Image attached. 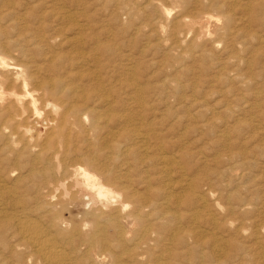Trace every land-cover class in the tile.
<instances>
[{
	"label": "bare ground",
	"instance_id": "obj_1",
	"mask_svg": "<svg viewBox=\"0 0 264 264\" xmlns=\"http://www.w3.org/2000/svg\"><path fill=\"white\" fill-rule=\"evenodd\" d=\"M51 1L0 0V264H264V0Z\"/></svg>",
	"mask_w": 264,
	"mask_h": 264
},
{
	"label": "rangeland",
	"instance_id": "obj_2",
	"mask_svg": "<svg viewBox=\"0 0 264 264\" xmlns=\"http://www.w3.org/2000/svg\"><path fill=\"white\" fill-rule=\"evenodd\" d=\"M51 1V0H50ZM53 1V0H52ZM52 1H51V3L49 4V5H52ZM86 1V5L87 6H84L85 5V2ZM90 1L91 0H80V3L82 4L81 5V9L80 10H82V12L85 14H91V12L92 13H94V11H95V14H96V16H98V17H102L101 19H103V17L105 16V13H106V15H107V12L105 11V10H103L102 9V3H100L99 1H95V0H92L91 1V3H90ZM241 2H240V5H243L244 3H245V1L246 0H240ZM94 4H95V7H94ZM99 4H102L101 6L99 5ZM48 5V6H49ZM100 7H99V6ZM92 6V7H91ZM50 7V6H49ZM68 7H70L69 5H68ZM99 7V8H98ZM90 8V9H89ZM88 9H89V11H88ZM95 9V10H94ZM102 9V10H101ZM84 10V11H83ZM87 10V11H86ZM241 10V9H240ZM91 11V12H90ZM105 13H104V12ZM242 11V10H241ZM240 11V12H241ZM88 12V13H87ZM90 12V13H89ZM240 12H236L235 13V15H236V17H239L240 19H243V20H240V24H241V21H242V23L244 24V27L245 28H247L248 30L249 29H252L253 28V30H254V33L255 32H257V33H255L257 36H260L261 37V39L263 40V44H260L262 47H264V28H257V26H256V24H254V23H247V18H245V17H247L246 15H245V13L244 12H241V13H244V15L243 14H241ZM103 14V15H102ZM101 15V16H100ZM243 15V16H242ZM243 18H242V17ZM245 22V23H244ZM250 24V25H249ZM246 25V26H245ZM252 25V26H251ZM71 25L70 24H68V26L67 27H70ZM250 27V28H249ZM255 28H256V30H255ZM261 32V33H260ZM68 36H69V34H68ZM126 40H127V38H126ZM258 44V42H254L253 44H252V48L253 47H255V45H257ZM254 45V46H253ZM259 45V46H260ZM67 48V46H63V48H60V49H58V50H56V51H60L61 53H62V51L65 53V52H67L68 50V48L67 49H65V48ZM258 47V46H257ZM52 50H53V48H52ZM64 50H66V51H64ZM83 50H86V51H84V52H87V48L86 47H84V49ZM150 51H153L152 49L151 50H148V51H146V55L148 56H146L145 54H143L144 56L142 57V56H139V54L137 53V52H134V53H132L131 54V58L132 59H130V62L128 61V62H126V63H128V65L130 64V66L132 67V65H135V66H137V67H140V68H138L137 69V67H135V66H133L132 67V69H133V71L135 70V71H137V74H138V76H139V78L142 80V78H143V80H147V79H145L144 77H146V78H148V82L151 84V85H153V84H155V85H157V86H162L163 85V83L164 82H166L164 85L167 87L168 85H171V84H169V81L168 80H170V77H172L173 75H174V73L176 72V71H179L180 69H183L182 70V72L181 71H179L180 72V75H179V78L180 79H178V84H176V85H172V86H168L166 89H167V91L169 92V90L171 89L172 91L174 90V92L175 91H177L178 90V92L179 93H181V94H185V96L188 98H191V96L195 93V94H197V96L198 97H196V95L194 94L193 96H192V98L191 99H193L194 101L195 100H197L196 101V107H200V106H202V105H204V104H207V105H209V107H211V108H215L216 107V103L214 102L217 98H219L220 97V94H218L217 92L219 91V90H222L223 88H221L222 86H223V84H216L215 82H212L210 79H207L206 77H205V75L203 74V73H201L200 72V70H198L197 68H195L196 66L194 65V66H191V65H188V63H181V64H184V65H187L188 66V68L186 67L185 68V66L183 65H176V71H174L173 72V70H169L168 72H167V70H165V71H163V69H162V67H159V66H161L159 63H155V64H151V63H147V62H149L150 60H155L156 62L157 61H159L160 60V58H159V56L161 55V53H160V51H158L157 53H155L156 51H153L152 53H150ZM147 53H149V54H147ZM137 54V55H136ZM156 57H155V56ZM134 56V57H133ZM140 57L139 58V61H138V59H137V57ZM146 56V57H145ZM150 56V57H149ZM154 56V58H151V57H153ZM142 57V58H141ZM136 58V59H135ZM145 58V59H144ZM157 58V59H156ZM140 59H144L143 61H141ZM149 59V60H148ZM159 59V60H158ZM132 61V62H131ZM138 62L137 64L135 63V62ZM146 61V62H145ZM140 62H142V63H140ZM119 63V62H118ZM125 63V62H124ZM146 64V65H145ZM143 65H145V67H143ZM180 66V67H179ZM147 67V68H146ZM152 67V68H151ZM109 68V69H108ZM110 68H112V69H110ZM136 68V69H135ZM143 68H145V69H143ZM149 68V69H148ZM151 68V69H150ZM155 68H157V69H155ZM160 68V69H159ZM92 69H94V68H92ZM106 69H108V70H106ZM123 70V68H121V66L119 65V66H117V64L115 65V67L113 68V67H108V66H104V68H103V71H102V76H109L111 73H113V71H114V74H111V76L112 75H114V76H112L113 78H115V79H119V77H121L122 76V72L123 71H120V70ZM146 69H148V70H146ZM192 69L194 70V71H192ZM76 70H78V69H76ZM118 70V71H117ZM146 71V73H145V71ZM159 70V71H158ZM107 71V73L105 74V72ZM143 71V72H142ZM153 71V72H152ZM157 71V72H156ZM162 71V74L160 73ZM188 71H190V72H188ZM198 71H199V73H198ZM116 72H118V73H116ZM121 72V73H120ZM156 72V73H155ZM159 72V73H158ZM187 72V73H186ZM194 72H196V75L194 74L193 75V73ZM116 73V74H115ZM145 73V74H144ZM149 73V74H148ZM155 73V74H154ZM167 73V74H166ZM182 73V74H181ZM190 73V74H189ZM198 73V74H197ZM121 74V75H120ZM136 74V73H135ZM161 75V76H158V75ZM188 74V78H185V77H187V76H183V75H187ZM117 75V76H116ZM140 75H142V77H140ZM143 75H145V76H143ZM151 75V76H150ZM164 75V76H163ZM168 75V76H167ZM201 75V76H200ZM119 76V77H118ZM149 76V77H148ZM157 76H158V79L160 78V81L157 79ZM183 76V77H182ZM117 77V78H116ZM163 77V78H162ZM196 77V78H195ZM201 77V78H200ZM166 78V79H165ZM167 78H168V80H167ZM182 78H183V80H182ZM196 80H195V79ZM156 79V80H155ZM186 79H187V81H188V84L186 83L187 81H186ZM191 79H192V81H191ZM194 79V80H193ZM151 80V81H150ZM165 80V81H164ZM186 82H185V81ZM198 81L199 82H201V83H198ZM209 81V82H208ZM168 82V83H167ZM182 82V83H181ZM191 82H192V84H191ZM195 82H197V83H195ZM205 82H208L207 84L205 83ZM161 83V84H160ZM215 83V84H214ZM185 84V85H184ZM194 84V85H193ZM200 84V85H199ZM204 84V86L202 87V85ZM213 84V85H212ZM163 85V86H164ZM184 86V88H182L183 86ZM191 85V86H190ZM196 85H198V86H196ZM206 85H208V86H206ZM219 85V86H218ZM178 86H180V91H179V89H178ZM189 86L190 87H192V88H189ZM196 88H195V87ZM206 86V87H205ZM216 86V87H215ZM225 86V85H224ZM177 87V88H176ZM206 89H205V88ZM215 87V88H214ZM218 87V88H217ZM173 88V89H172ZM177 90H176V89ZM187 88V89H186ZM198 88H200V89H198ZM213 88H214V92L213 93H215L217 90V92L215 93L216 95H213V97L212 98H210V100H208V98L207 99H204L205 98V95H204V93L205 92H209V91H213ZM220 88V89H219ZM182 89V90H181ZM189 89V90H188ZM195 89H197V90H195ZM201 89H202V92H200L201 91ZM211 89V90H210ZM217 89V90H216ZM170 90V91H171ZM188 90V91H187ZM195 90V91H194ZM185 91V92H184ZM191 93H190V92ZM194 91V93H192ZM191 94V95H190ZM218 94V95H217ZM246 95V94H245ZM249 94H247V96H248ZM202 96H204L203 98H202ZM217 96V97H216ZM194 97V98H193ZM249 97H251V96H248V97H246V100H251V98H249ZM202 98V99H201ZM216 98V99H215ZM249 98V99H248ZM201 99V100H200ZM213 101H212V100ZM215 99V100H214ZM245 99V98H244ZM206 100V101H205ZM201 101V102H200ZM205 101V102H204ZM245 101V100H244ZM211 102H213V103H215V105L213 104V103H211ZM217 110L219 111V108H217Z\"/></svg>",
	"mask_w": 264,
	"mask_h": 264
}]
</instances>
